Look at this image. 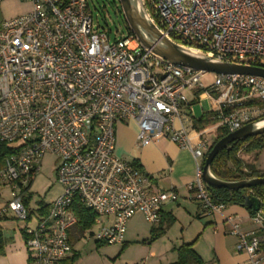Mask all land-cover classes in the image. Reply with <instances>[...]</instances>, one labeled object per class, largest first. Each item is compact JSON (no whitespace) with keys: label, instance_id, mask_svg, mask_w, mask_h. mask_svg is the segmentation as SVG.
<instances>
[{"label":"built area","instance_id":"2783aa9c","mask_svg":"<svg viewBox=\"0 0 264 264\" xmlns=\"http://www.w3.org/2000/svg\"><path fill=\"white\" fill-rule=\"evenodd\" d=\"M30 10L0 25V144L13 153L0 164V189L10 200L0 217L11 213L25 223L23 234L31 264H64L72 256L69 231L77 224L73 206L94 215L84 237L119 245L128 221L140 213L159 222L162 207L175 202L174 189L149 192L141 171L114 154L115 128L133 123L136 145L167 138L188 150L195 177L191 198L207 215L220 213L202 180L210 143L192 146V102L208 99L210 123L229 133L259 120L264 107V78L212 74L171 65L145 51L130 33L110 40L95 27L87 0H22ZM151 23L163 38L209 59L264 68V0H142ZM212 74L211 85L202 80ZM204 113V112H202ZM177 123V125H176ZM46 153L59 160L55 169L61 194L33 226L28 192ZM111 218L109 225L102 220ZM254 223L264 234V215ZM225 222L237 237L245 264H259L263 239Z\"/></svg>","mask_w":264,"mask_h":264},{"label":"crops","instance_id":"0c3cea01","mask_svg":"<svg viewBox=\"0 0 264 264\" xmlns=\"http://www.w3.org/2000/svg\"><path fill=\"white\" fill-rule=\"evenodd\" d=\"M136 134L137 127L133 123L116 126L115 156L132 165L134 163L138 165L144 179L143 186L147 191L163 192L174 189L178 195L177 201L164 204L159 222L148 223L149 237L142 242H148V239L154 237L153 241H149L151 242L149 245L158 247L160 243L163 246L164 254L170 256L165 263H162L160 261L162 257L159 255L160 253H157L156 262L158 263L155 264L176 263L178 249L184 245H190L202 264H245V254L238 253L235 248L238 239L225 222V218L228 216L239 219V228L242 232L255 233L262 237L259 264H264V234L260 226L252 220V210L237 204H224V209L220 213L212 215L202 213L199 204L191 198L187 190V185L195 177V164L191 153L178 148L167 138L161 139L154 145L139 147L136 145ZM199 139L200 136L194 129L189 134L190 144L194 146ZM256 169L264 172L257 167ZM27 204L30 209L29 203ZM13 219L11 213L0 217V230L4 242L0 264H31L23 234L25 224L19 226L13 222ZM102 222L104 225H109L111 218H104ZM175 225L180 226L179 237L171 240L169 235ZM127 242L140 243L139 239L134 237L133 239H124L123 243L119 245L122 248L126 247ZM72 248V256L64 264L75 263V261L71 262L75 255V244ZM153 254L151 252V257ZM146 260L147 258L142 259L141 264H145Z\"/></svg>","mask_w":264,"mask_h":264},{"label":"rangeland","instance_id":"374dc122","mask_svg":"<svg viewBox=\"0 0 264 264\" xmlns=\"http://www.w3.org/2000/svg\"><path fill=\"white\" fill-rule=\"evenodd\" d=\"M89 12L92 16V22L95 27L102 29L109 34L110 40L122 37L126 30L122 20L119 17L118 9L120 5L118 0H87ZM30 10V5L22 0H0V25L8 20L24 15ZM123 17V16H122ZM205 87L211 85L212 74H208L202 80ZM187 99L192 102L194 116L198 118L202 112L213 108L208 99L195 100L193 92L185 91ZM258 107L263 108L264 104H258ZM208 142L213 143L217 129L210 125L204 132ZM238 157L245 164H251L264 171V147L261 151H254L249 154L240 152ZM59 163L57 157L53 154L46 153L41 160L39 173L34 177V180L26 193L28 197L29 207L32 213V221L30 226L34 225L36 219L44 215V210L47 211L49 205L61 194L62 188L56 180L55 169ZM10 200L8 188L0 189V209ZM43 212V213H42ZM13 222L19 226L25 223L17 220L13 216ZM126 234L124 239H133L137 237L139 244L128 243L122 251L121 245H107L105 243H97L88 237L82 238L75 243V255H77L74 264H141V260L147 258L145 264H155L157 261V253H160L162 263L170 258L168 254H164L163 246L160 243L158 247H151V242H142L149 234V224L146 223L140 213H136L127 223ZM180 226L175 227L170 232V239L178 238ZM162 244V243H161ZM151 252L153 256L151 257ZM174 257V255H173Z\"/></svg>","mask_w":264,"mask_h":264},{"label":"water","instance_id":"95a60500","mask_svg":"<svg viewBox=\"0 0 264 264\" xmlns=\"http://www.w3.org/2000/svg\"><path fill=\"white\" fill-rule=\"evenodd\" d=\"M120 10L130 32L136 37L142 48L154 58L171 65H178L205 71L212 74L257 76L264 78V68L245 67L218 62L193 51L184 49L163 38L148 18L142 0H118ZM264 134V117L251 122L240 129L219 139L207 153L202 168V180L206 188L225 189L230 194L240 192L241 206L264 215V199L260 200L244 193V190L264 184V176L246 178L239 181H224L217 178L210 169L216 155L222 150H229L230 144Z\"/></svg>","mask_w":264,"mask_h":264},{"label":"trees","instance_id":"16d2710c","mask_svg":"<svg viewBox=\"0 0 264 264\" xmlns=\"http://www.w3.org/2000/svg\"><path fill=\"white\" fill-rule=\"evenodd\" d=\"M118 14L122 20L126 33L130 34L125 21L122 17L121 10L118 9ZM260 101H253L249 104H260ZM211 113L204 112L194 121V129L197 131L200 137H203L204 132L211 125ZM229 134L226 129L218 128L217 134L214 142L210 145L208 152L211 150L212 146L221 138ZM230 149L222 150L219 152L211 163V172L219 179L224 181H239L246 178H257L263 177L264 172H260L251 164H245L238 157L240 152L249 154L254 151H261L264 147V134L258 137L248 138L243 141L234 142L230 144ZM13 151L7 148L5 145L0 144V164L3 163L6 157L11 155ZM134 167L138 168L136 163L133 164ZM139 169V168H138ZM214 202L221 204H237L241 205L243 203L240 192L229 193L225 189H213L209 191ZM246 195L263 200L264 199V184L251 188L249 190H244ZM75 216L77 218V224L69 231V242L73 246L76 242L84 237V233L90 230L93 225L94 215L91 211L83 208L79 203L75 202L73 206ZM254 214V211H251ZM46 211L44 210V214ZM154 237H151L149 241H153ZM4 242L2 238V233L0 230V255L3 254ZM124 250V247L121 249ZM77 255L71 259L73 263L76 260ZM174 264H202L199 257L192 251L190 245H184L178 249V259Z\"/></svg>","mask_w":264,"mask_h":264},{"label":"flooded vegetation","instance_id":"af4514ba","mask_svg":"<svg viewBox=\"0 0 264 264\" xmlns=\"http://www.w3.org/2000/svg\"><path fill=\"white\" fill-rule=\"evenodd\" d=\"M264 117V116H263Z\"/></svg>","mask_w":264,"mask_h":264}]
</instances>
